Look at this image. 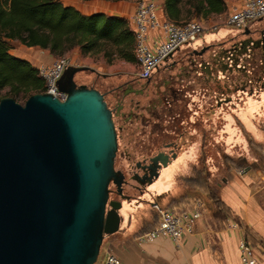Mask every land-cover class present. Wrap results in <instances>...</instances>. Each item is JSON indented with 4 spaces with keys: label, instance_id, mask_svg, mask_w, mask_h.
Masks as SVG:
<instances>
[{
    "label": "rangeland",
    "instance_id": "1",
    "mask_svg": "<svg viewBox=\"0 0 264 264\" xmlns=\"http://www.w3.org/2000/svg\"><path fill=\"white\" fill-rule=\"evenodd\" d=\"M57 1L64 5L72 2ZM131 1L138 0L113 3ZM73 4L79 8L87 3L74 0ZM227 16L195 19L204 28L200 39L177 51L148 80L139 77L136 64L117 58L108 62L102 52L81 55L75 48L65 55L72 66L89 67L97 73H77L74 81L103 94L112 112L117 136L114 169L121 171L125 180L122 202L138 200L152 184L139 185L133 175L140 176L136 165L152 157L161 144L173 147L164 161L171 162L172 155L179 158L188 154L184 165L174 166L177 160L173 164L172 188L164 194L160 207L176 213L199 209L201 217L196 227L207 231L203 264H236L229 222L242 236L247 229L248 240L257 253L260 247L256 244H264V120L256 116L252 132L238 129L232 138L223 136L220 123L222 112L228 111L226 106L230 104L225 91L235 92L237 98L241 90H264V19L254 22L246 34L226 26ZM220 29L229 31L224 38L201 42L205 34ZM9 44L13 56L31 53L35 68L52 63L53 59L39 48H27L17 41ZM5 95L6 89L0 92V98ZM161 171L160 179L168 170ZM109 190V200H120L114 185L110 184ZM209 190L219 199L223 218L212 215L216 206L209 201ZM146 207L153 217L143 225L148 230L155 226L157 212L154 206ZM109 236L103 237L97 262Z\"/></svg>",
    "mask_w": 264,
    "mask_h": 264
},
{
    "label": "water",
    "instance_id": "2",
    "mask_svg": "<svg viewBox=\"0 0 264 264\" xmlns=\"http://www.w3.org/2000/svg\"><path fill=\"white\" fill-rule=\"evenodd\" d=\"M81 72L97 75L67 67L63 100L0 99V264H95L103 237L119 230L125 180L114 169L112 112L103 94L75 83ZM169 163L152 159L151 178ZM110 184L120 200H109Z\"/></svg>",
    "mask_w": 264,
    "mask_h": 264
},
{
    "label": "trees",
    "instance_id": "3",
    "mask_svg": "<svg viewBox=\"0 0 264 264\" xmlns=\"http://www.w3.org/2000/svg\"><path fill=\"white\" fill-rule=\"evenodd\" d=\"M159 4L166 20L175 24L208 19L226 9L224 0H161ZM10 41L45 50L52 58L64 57L77 48L81 55L102 52L108 62L117 58L136 64L134 34L124 17L101 12L84 15L57 0H0V92L6 89L5 97L15 102L45 93V86L30 62L10 54ZM208 193L209 201L216 206L212 215L223 218L215 192L209 190ZM249 236L245 229L243 238L255 248ZM256 245L264 254V244Z\"/></svg>",
    "mask_w": 264,
    "mask_h": 264
},
{
    "label": "crops",
    "instance_id": "4",
    "mask_svg": "<svg viewBox=\"0 0 264 264\" xmlns=\"http://www.w3.org/2000/svg\"><path fill=\"white\" fill-rule=\"evenodd\" d=\"M70 1L68 5L74 6ZM226 9L222 13L229 14L235 8L240 7L241 0H224ZM84 6L76 8L84 15H90L93 13L101 12L110 16H118L129 19L134 12L136 2H118L113 3L103 0H92L86 2ZM222 14H219L222 15ZM229 31L220 29L216 33H208L202 37L201 42L210 43L218 38H224ZM43 54H47V51L43 50ZM31 53H25L23 56H17L18 58L25 59L35 66L30 60ZM51 57V56H50ZM54 58L51 57V60ZM52 60V61H53ZM245 89V88H242ZM254 91V92H253ZM230 97L227 99L230 104L226 107L228 111L222 112L221 116V131L224 137L232 138L236 135L237 131H243L246 133L252 132L254 129L253 120L256 116H259L264 120V90H241L238 93L237 98H234L235 92L225 91ZM233 98V99H232ZM232 99V100H231ZM219 109V108H218ZM221 114L218 113L217 116ZM239 129V130H238ZM188 154H182L174 166L179 167L184 165ZM172 163L164 169H167L160 179L159 177L152 182L149 188L143 193L139 194L136 201L122 202V207L119 210V214L122 217V221L119 230L110 235L108 240L105 241L102 247V256L107 253L116 255L121 264H203L205 252V237L206 230L200 229L195 226L190 233H186L182 236L180 241L174 243L170 239L160 238L152 243L139 245L136 242V237L142 233L149 231L146 230L143 225H146L152 214L146 206L153 207L163 204L165 195L171 188V174ZM175 168L173 173L175 172ZM153 201V206L151 204ZM155 209V208H154ZM155 225L157 219H153ZM233 223L229 222L228 231L234 234V253L236 255V264H240L238 243L243 238L241 231L237 226H232ZM256 251V249H255ZM258 264H264V255L260 251L257 253ZM101 256V257H102Z\"/></svg>",
    "mask_w": 264,
    "mask_h": 264
},
{
    "label": "built area",
    "instance_id": "5",
    "mask_svg": "<svg viewBox=\"0 0 264 264\" xmlns=\"http://www.w3.org/2000/svg\"><path fill=\"white\" fill-rule=\"evenodd\" d=\"M262 19L264 0H241L240 7L228 14L225 25L237 31H245ZM128 21L135 38L134 55L141 79L151 78L177 51L198 41L204 30L195 20L184 24L166 20L163 9L156 0H138ZM72 65V61L64 56L54 59L49 66L36 67L38 75L44 81L45 93L60 100L65 98L58 91L57 82L66 68ZM154 208L157 223L152 229L136 237L139 245L152 243L160 238H167L178 244L184 234L192 231L201 217L198 208L180 213L157 205ZM232 226L236 225L233 223ZM238 251L240 264H258L255 249L244 238L238 243ZM97 263L121 264V260L116 255L107 253Z\"/></svg>",
    "mask_w": 264,
    "mask_h": 264
},
{
    "label": "flooded vegetation",
    "instance_id": "6",
    "mask_svg": "<svg viewBox=\"0 0 264 264\" xmlns=\"http://www.w3.org/2000/svg\"><path fill=\"white\" fill-rule=\"evenodd\" d=\"M150 79V78H149ZM148 80V79H147ZM173 150V147H171L170 144H161L159 146V149L153 154L152 157L144 160L142 163H138L136 165V170L140 172V176L138 175H133V179L139 184V185H150L154 180V178H151L150 176V172L148 171V165L149 163H151V160L158 157L159 159L163 160L165 159V157L170 153V151ZM178 157L175 156V158L172 160L174 161L175 159L177 160ZM175 160V161H176ZM164 161V160H163ZM172 161L169 163V165L172 163ZM174 161V162H175ZM168 165V166H169ZM167 166V167H168ZM166 167V168H167ZM164 169V168H161ZM161 170H159V174H160ZM159 177V176H158ZM152 179V180H151ZM149 180H151V182L149 183Z\"/></svg>",
    "mask_w": 264,
    "mask_h": 264
}]
</instances>
